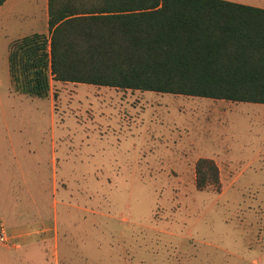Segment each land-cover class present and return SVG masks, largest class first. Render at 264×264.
I'll use <instances>...</instances> for the list:
<instances>
[{
    "label": "rangeland",
    "instance_id": "1",
    "mask_svg": "<svg viewBox=\"0 0 264 264\" xmlns=\"http://www.w3.org/2000/svg\"><path fill=\"white\" fill-rule=\"evenodd\" d=\"M46 12L0 10V264H264V103L54 80L19 93L8 43L46 33ZM199 157L219 189L196 187Z\"/></svg>",
    "mask_w": 264,
    "mask_h": 264
},
{
    "label": "trees",
    "instance_id": "2",
    "mask_svg": "<svg viewBox=\"0 0 264 264\" xmlns=\"http://www.w3.org/2000/svg\"><path fill=\"white\" fill-rule=\"evenodd\" d=\"M4 0H0V5ZM10 84L50 81L264 103V8L225 0H47V32L8 43ZM198 189L220 187L209 157Z\"/></svg>",
    "mask_w": 264,
    "mask_h": 264
},
{
    "label": "crops",
    "instance_id": "3",
    "mask_svg": "<svg viewBox=\"0 0 264 264\" xmlns=\"http://www.w3.org/2000/svg\"><path fill=\"white\" fill-rule=\"evenodd\" d=\"M9 0H4L3 1V3L0 5V10L3 8V6L8 2ZM225 1H230V2H235V3H241V1L240 0H225ZM244 4V3H243ZM252 6H254V5H252ZM257 7H259V6H257ZM262 8H264V7H262ZM46 9H47V0H46ZM46 18H47V12H46ZM20 37V36H19ZM19 37H17V38H19ZM16 39V38H15ZM13 40V39H12ZM12 40H10V41H12ZM9 41V42H10ZM214 160V159H213ZM215 161V160H214ZM9 232L11 233V232H18V233H25L26 231H28V230H30L29 228L28 229H24L23 228V226H18V225H16V224H14V225H12L9 229ZM21 236H23L24 238H26V239H24V240H27L28 239V237H30V236H24V234H22ZM23 240V241H24Z\"/></svg>",
    "mask_w": 264,
    "mask_h": 264
},
{
    "label": "built area",
    "instance_id": "4",
    "mask_svg": "<svg viewBox=\"0 0 264 264\" xmlns=\"http://www.w3.org/2000/svg\"><path fill=\"white\" fill-rule=\"evenodd\" d=\"M1 240H6V238L4 236H0Z\"/></svg>",
    "mask_w": 264,
    "mask_h": 264
}]
</instances>
